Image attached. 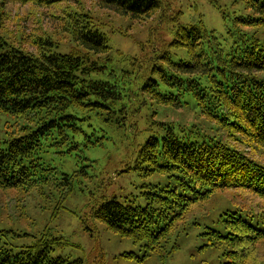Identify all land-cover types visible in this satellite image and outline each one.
I'll return each instance as SVG.
<instances>
[{
  "label": "trees",
  "instance_id": "1",
  "mask_svg": "<svg viewBox=\"0 0 264 264\" xmlns=\"http://www.w3.org/2000/svg\"><path fill=\"white\" fill-rule=\"evenodd\" d=\"M71 1L1 2L59 11L62 16L52 17L63 21L73 46L60 53L55 48L62 43L48 33L27 35L18 30L10 35L0 24V112L26 122L24 135L6 146L0 142V189H35L40 194L55 190L60 205L77 190L82 192L93 178L89 163L96 161L88 152L114 141V132L121 137L129 134L135 98L142 96L143 109L151 113L146 118L149 130H138L130 138L136 153L128 169L145 177L168 175L173 183L148 186L139 201L108 196L100 190L103 182H97L87 203L88 216L144 250L141 259L132 252L122 257L141 262L160 254L177 229L199 226L208 217L192 214L219 191L246 190L264 206V165L239 147L248 140L264 149V38L241 29L264 30V0H240L253 15L234 16L228 32L232 38L240 36L226 48L200 20L177 27L168 44L153 48L142 59L113 49L90 13L70 6ZM92 1L133 21L163 9V0ZM1 11L7 20L10 11ZM171 49L185 50L187 58L174 61ZM160 105L174 110L191 105L207 121L217 122L235 143L221 135H200L196 125L187 130L175 122L158 121L162 114L154 109ZM54 156L64 157L60 167ZM66 165L70 170L64 169ZM260 205L259 210L242 205L223 209L216 223L220 229L206 228L204 235L229 247L226 264H264L256 258L259 243L264 242ZM25 236L29 235L0 228V264L75 263L51 256L53 246L64 243L62 237L51 235L49 227L29 243L17 240Z\"/></svg>",
  "mask_w": 264,
  "mask_h": 264
},
{
  "label": "rangeland",
  "instance_id": "2",
  "mask_svg": "<svg viewBox=\"0 0 264 264\" xmlns=\"http://www.w3.org/2000/svg\"><path fill=\"white\" fill-rule=\"evenodd\" d=\"M1 2L2 0H0V14L3 9L10 11V16L3 21L4 15H0L2 18L0 24L8 30L10 35H14L18 30H24L27 35L44 36L48 33L62 43L55 48V51L67 53L72 48L73 45L69 42L68 34L63 28V21L52 17V14L62 16L59 11L55 13L54 9L8 3L3 6ZM70 6L80 11H88L109 38V44L113 49L141 59L149 57L153 48L160 49L168 44L177 27L196 24L200 20L208 29L217 33L222 45L226 48L240 36L235 35L232 38L233 35L230 36L228 32L234 16L253 15L240 0H163L161 11L150 18L138 21L117 15L112 10L101 9L92 0H72ZM241 29L244 33H256L257 36L264 38L262 28ZM30 50L33 49L30 48ZM170 54L176 62L182 60L180 58H187L185 50L181 49H171ZM133 88L136 92L137 87L133 86ZM141 97L135 98L137 105H133L134 109L131 113L136 115L127 129L129 134L123 136L121 133V137L114 132V141L106 142L104 148L88 152L89 158L96 161L89 163L87 171L93 178L87 184L85 183L86 187L82 192L77 190L60 205L59 193L55 190L47 189L40 194L41 191L35 189L30 192L0 189V228L23 233V235L28 234L29 236L17 238V240L29 243L49 227L51 235L56 238L62 237L61 243H64L54 245L51 256L61 257L72 263L79 260L81 264H226L229 262L225 256L229 247L211 240V236L204 234L208 233L206 229L208 226L220 229L219 224L216 223L223 209H236L242 205L259 210L261 204L260 208L263 207L264 210L263 202L256 196H251L246 190L219 191L208 203L196 208L193 212L192 215L208 213V217L200 220L199 226L189 227L186 231H181L180 227L176 231L179 233L164 245L160 254H151L149 258L141 262L137 259L122 257L124 253L132 252L141 259L144 256V250L140 245L108 231L104 225L94 222L88 216L87 203L92 198L91 194L96 193L99 181L103 182L100 190L108 196H117L119 199L136 198L139 201L143 199L141 194L150 190L148 186L164 188L173 183V179L168 175L155 174L145 177L128 169L132 155L136 153L130 138L134 137L138 130L143 131L147 127L149 130L146 118H149L151 113L147 115L146 107L143 109ZM154 110L162 114V118L157 117L158 121L163 119L175 122L187 130L195 128L193 126L196 125V131H199L200 135H221L219 137L223 140L234 142L233 137L219 130L217 122L207 121L200 111L191 105L176 110L160 105L155 106ZM25 123L21 118L0 112V142L3 146H6V143L13 138L25 134L26 131H22V127L26 126ZM138 142L139 140H135V144ZM239 147L249 158L264 165L263 148L250 144L248 140ZM63 158L54 156V163L60 167ZM48 160L52 163V159ZM64 169L70 170L67 165ZM9 235L13 236V233ZM259 244L256 258L264 262V242Z\"/></svg>",
  "mask_w": 264,
  "mask_h": 264
}]
</instances>
